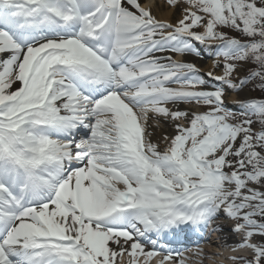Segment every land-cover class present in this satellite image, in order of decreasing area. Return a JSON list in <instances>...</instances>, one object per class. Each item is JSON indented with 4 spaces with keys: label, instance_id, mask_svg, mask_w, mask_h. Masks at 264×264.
Wrapping results in <instances>:
<instances>
[{
    "label": "snow or ice",
    "instance_id": "obj_1",
    "mask_svg": "<svg viewBox=\"0 0 264 264\" xmlns=\"http://www.w3.org/2000/svg\"><path fill=\"white\" fill-rule=\"evenodd\" d=\"M145 3L0 0V264H184L158 239L222 217L264 264V0Z\"/></svg>",
    "mask_w": 264,
    "mask_h": 264
},
{
    "label": "bare ground",
    "instance_id": "obj_2",
    "mask_svg": "<svg viewBox=\"0 0 264 264\" xmlns=\"http://www.w3.org/2000/svg\"><path fill=\"white\" fill-rule=\"evenodd\" d=\"M154 3H152V0L146 1V3L143 5L145 7H151L153 14L155 16H159L157 18H163L166 19L169 17L168 13H163L164 15H161L159 8H162L157 0H153ZM161 15V17H160ZM175 17L178 15V11L175 10L174 13ZM185 60L192 62L190 59H187L185 57ZM196 64V63H194ZM197 65V64H196ZM213 66V64H212ZM209 69V68H208ZM211 69V66H210ZM235 98V97H234ZM233 99V97L231 98ZM182 110L187 109L191 106H180ZM197 110V109H196ZM183 123V121H181ZM173 129L169 128L166 124H162L161 127L154 131L153 134V142H159V138L164 133H172ZM163 147V145H161ZM216 224H220L223 226L224 231H212V235H210L208 238L201 237L197 234L195 236L200 238V240L204 241L200 243L198 246H194L192 250H194L196 253L195 255H191L190 257L184 258V262L186 264H235V262L231 259L234 256H240L245 255L250 257V253H243L241 251L234 250L236 249L237 241L239 240L238 236L233 235L228 231V228L231 226V221L224 219L223 217L220 220L215 221ZM211 231V230H210ZM193 233H191L190 236H192ZM205 235V234H204ZM174 239H177V241L180 239L177 235L174 236ZM259 239V238H257ZM180 242V240H179ZM147 249H150V246H146ZM190 253L189 251H186L185 254ZM184 254V255H185ZM161 257L154 256L148 261V264H159ZM129 258L127 255L124 256V260L127 261ZM139 264H144V258L143 256L139 257ZM165 264H173V262H165ZM185 264V263H184Z\"/></svg>",
    "mask_w": 264,
    "mask_h": 264
},
{
    "label": "rangeland",
    "instance_id": "obj_3",
    "mask_svg": "<svg viewBox=\"0 0 264 264\" xmlns=\"http://www.w3.org/2000/svg\"><path fill=\"white\" fill-rule=\"evenodd\" d=\"M146 1H149V0H146ZM157 2L162 7V8H159V11H160L161 15H164L165 13H168L169 14V17H167L166 19H163V18L162 19L161 18L159 19V18H157L159 16H156V18L158 20H160V21H167V22L175 23L176 19L179 18L180 13L178 12V15L175 17V15H174L175 9L173 7H171L168 3H166V0H157ZM152 3H154L153 0H152ZM161 15H160V17H161ZM230 35L235 36L237 34L235 32H232V33H230ZM211 43L213 45V48L211 50L209 48L205 47L204 45H197V47L200 48L201 51L204 53L203 58H197L194 55H187V56L181 57L178 54H173L174 55V58L177 59V60H185V57L187 59H190L191 61H193V63H196L197 64L196 66L200 69V71H201L202 74L203 73H207L209 71H213L214 72V75H222V70L221 69H215L214 68V58H213V56L211 54H209L210 51L211 52H214L215 51V47L214 46L216 44H218L219 42L213 41ZM212 64H213V66H212ZM210 66H211V69H210ZM243 74L244 73L242 72L241 75H243ZM205 78L207 79V77H205ZM210 83H215V82L210 81ZM244 96L258 97L256 95V93L254 91H251V90H246L245 92L240 93V94H237V93H235V92H233L231 90H226L225 100L228 103H232V102L237 101L240 98H243ZM232 97H233V99H231ZM185 106H189V105H185ZM195 110L196 111H202L203 108L202 107H196Z\"/></svg>",
    "mask_w": 264,
    "mask_h": 264
},
{
    "label": "trees",
    "instance_id": "obj_4",
    "mask_svg": "<svg viewBox=\"0 0 264 264\" xmlns=\"http://www.w3.org/2000/svg\"><path fill=\"white\" fill-rule=\"evenodd\" d=\"M254 92L256 93V95H257L258 97L261 95V93H260L258 90L254 91Z\"/></svg>",
    "mask_w": 264,
    "mask_h": 264
}]
</instances>
